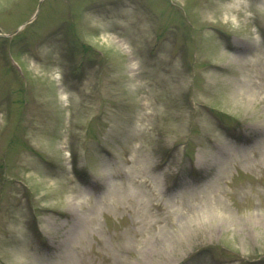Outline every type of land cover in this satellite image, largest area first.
<instances>
[{
    "label": "rangeland",
    "instance_id": "rangeland-1",
    "mask_svg": "<svg viewBox=\"0 0 264 264\" xmlns=\"http://www.w3.org/2000/svg\"><path fill=\"white\" fill-rule=\"evenodd\" d=\"M0 264H264V0H0Z\"/></svg>",
    "mask_w": 264,
    "mask_h": 264
},
{
    "label": "bare ground",
    "instance_id": "bare-ground-1",
    "mask_svg": "<svg viewBox=\"0 0 264 264\" xmlns=\"http://www.w3.org/2000/svg\"><path fill=\"white\" fill-rule=\"evenodd\" d=\"M104 29H106V28H104ZM256 41L258 42V44H260V39H259V37L257 38ZM113 42H115V41L113 40ZM116 42H117V41H116ZM118 42H119V40H118ZM237 57H239V56H237Z\"/></svg>",
    "mask_w": 264,
    "mask_h": 264
}]
</instances>
